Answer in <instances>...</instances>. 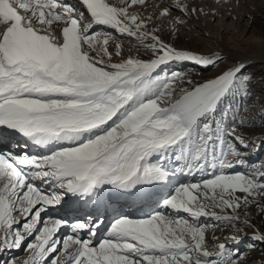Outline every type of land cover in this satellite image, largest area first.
Returning a JSON list of instances; mask_svg holds the SVG:
<instances>
[{
  "label": "snow or ice",
  "instance_id": "obj_1",
  "mask_svg": "<svg viewBox=\"0 0 264 264\" xmlns=\"http://www.w3.org/2000/svg\"><path fill=\"white\" fill-rule=\"evenodd\" d=\"M230 3L0 0V264H264V88L198 50Z\"/></svg>",
  "mask_w": 264,
  "mask_h": 264
},
{
  "label": "rangeland",
  "instance_id": "obj_2",
  "mask_svg": "<svg viewBox=\"0 0 264 264\" xmlns=\"http://www.w3.org/2000/svg\"><path fill=\"white\" fill-rule=\"evenodd\" d=\"M73 1L76 2V0ZM249 1L252 2V0H231V3L227 7L221 9L223 15L219 14L217 16L216 23L211 22L212 17L209 15L207 20L202 17L200 27L202 24L203 27L206 25L207 28L211 29L215 39L218 38L221 40L222 45L220 46L225 49L230 63L248 60L246 61L248 64V72L254 78L253 87L259 92L264 88V8L257 9L250 5L248 3ZM228 39H230L229 42ZM216 41L217 39L204 41L203 46L198 50L210 51L216 47ZM228 66L221 65V69ZM212 74L214 73H208L203 77H196V79L202 80ZM260 111L261 109L259 108L254 109L256 113ZM245 159L247 161H254L259 165L264 161V149L254 155L246 156ZM245 167L248 166L246 165ZM53 212L54 215H51L50 212L43 215H51L53 217H62L64 215L63 212ZM255 222L259 224V219ZM104 231L105 229L102 230V232ZM66 232L67 229H62L58 235L62 237ZM20 255L23 258L26 257L27 253L22 251Z\"/></svg>",
  "mask_w": 264,
  "mask_h": 264
},
{
  "label": "bare ground",
  "instance_id": "obj_3",
  "mask_svg": "<svg viewBox=\"0 0 264 264\" xmlns=\"http://www.w3.org/2000/svg\"><path fill=\"white\" fill-rule=\"evenodd\" d=\"M70 2H72V3H75L73 0H70ZM250 5H252V6H254L255 8H257V9H261V8H264V0H252V2H248ZM220 14H222L223 15V13H222V11L220 10ZM231 14V13H230ZM233 14H235V13H233ZM223 26H225V25H223ZM201 28H203V24L201 25ZM213 37H214V40H219L218 38H216L215 39V36L213 35ZM230 41V39H228V42ZM220 45H222V42H221V44ZM255 60V59H254ZM244 62H246V61H248V60H243ZM50 213H51V215H54V212L53 211H50ZM58 214V213H57Z\"/></svg>",
  "mask_w": 264,
  "mask_h": 264
}]
</instances>
